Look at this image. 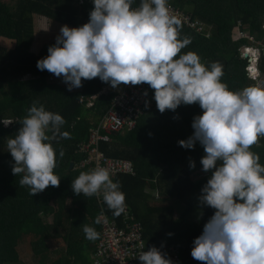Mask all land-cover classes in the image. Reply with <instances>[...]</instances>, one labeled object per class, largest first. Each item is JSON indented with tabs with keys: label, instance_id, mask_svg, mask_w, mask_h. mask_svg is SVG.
<instances>
[{
	"label": "trees",
	"instance_id": "trees-1",
	"mask_svg": "<svg viewBox=\"0 0 264 264\" xmlns=\"http://www.w3.org/2000/svg\"><path fill=\"white\" fill-rule=\"evenodd\" d=\"M139 4L140 0H133L132 6ZM170 5L204 25L198 31L182 22L180 39L187 36L191 43L180 54L195 52L205 65L219 62L224 71L222 82L231 90L256 83L250 78V60L242 51L253 42L236 40L234 30L247 29L264 44V0H248L245 6L240 0H168ZM93 8V0H0V37L16 41L14 49L0 53V143L15 136L21 127L17 122L34 103L60 114L66 121L61 131L71 137L51 141L56 151L54 174L60 178L59 187L49 186L34 196L27 186L20 185L23 173L13 175L10 152L0 149V264H25L23 260L30 252L35 264H94L91 257L102 232L96 220L102 208L122 225L124 213L115 217L106 204L101 207L95 196L76 195L71 187L81 172L90 171L78 168L84 159L78 147L89 141L91 128L108 113L118 87L97 77L83 80L77 91H68L62 77L37 68V61L48 55V48L56 41L47 43L38 53L34 50L37 16L80 27L89 22ZM262 50L259 79L264 80ZM89 100L94 106H88ZM198 107V103L182 104L175 111L160 113L150 88V103L138 127L111 135V141L101 146L108 157L134 162L135 175L111 177L119 181L125 193L126 208H131L143 223L148 250L156 246L170 258V248L176 246L180 250L176 264H196L191 256L193 242L215 212L199 202L201 189L212 175L202 170L203 146L198 141L194 149L178 144L193 134ZM3 121L12 123L5 126ZM250 150L259 154L264 165V137ZM190 160L195 161L194 169ZM198 173L204 174L195 178ZM84 225L95 228L99 238L86 239Z\"/></svg>",
	"mask_w": 264,
	"mask_h": 264
},
{
	"label": "clouds",
	"instance_id": "clouds-1",
	"mask_svg": "<svg viewBox=\"0 0 264 264\" xmlns=\"http://www.w3.org/2000/svg\"><path fill=\"white\" fill-rule=\"evenodd\" d=\"M93 3L89 22L62 26L37 68L62 77L68 91L97 77L113 88L147 84L154 90L160 113L198 103L203 114L194 117L193 134L178 144L194 149L198 141L203 146L202 170L212 175L201 189L199 202L215 212L194 240L191 256L203 264H264V165L259 154L250 150L264 137V80L259 79V71L250 70L256 83L231 90L222 82L219 62L205 65L195 52L180 54L191 40L180 39L182 21L170 13L168 0H140L135 8L133 0ZM247 47L255 46L243 47L246 58L251 57ZM17 123L21 127L7 139L13 175L23 173L20 185L27 186L32 196L49 186L59 187L51 141L71 138L61 131L65 119L34 103ZM195 166L190 160V167ZM71 187L76 195L102 194L115 217L125 212V193L105 167L81 172ZM83 232L88 240L99 238L91 226L84 225ZM138 259L142 264H173L156 246L141 252Z\"/></svg>",
	"mask_w": 264,
	"mask_h": 264
},
{
	"label": "built area",
	"instance_id": "built-area-1",
	"mask_svg": "<svg viewBox=\"0 0 264 264\" xmlns=\"http://www.w3.org/2000/svg\"><path fill=\"white\" fill-rule=\"evenodd\" d=\"M83 3V0H81ZM170 13L178 16L183 23L196 28L198 31L204 29V25L200 20H194L193 16L186 13L181 8L169 6ZM241 37L249 39L253 43H259L254 35L247 31L241 32ZM249 55L259 65V60L262 51L256 47L246 48ZM244 57L246 55L243 53ZM250 70L259 71V66L251 62ZM147 92V95H145ZM97 97H93L96 99ZM86 100V99H85ZM84 101V97L82 98ZM150 103V88L147 84L141 85H123L118 91V94L113 100L111 108L105 114L100 122L91 128V136L88 142H82L78 151L84 156L79 163L80 169H94L97 166L109 169L111 176L119 175H135L136 168L132 160L116 159L108 157L101 149L103 143L111 141V135L115 133H122L135 130L139 121L147 111ZM89 107L94 106V102L89 100ZM9 122V121H7ZM10 125V124H9ZM8 125V126H9ZM152 193L160 196L159 192L152 191ZM96 197V196H95ZM101 207L105 206L102 198L96 197ZM102 232L101 238L96 243V251L93 256L94 264H142L138 259L141 252L147 251V242L144 234V225L137 218L136 214L131 208H126L122 225L118 221L110 218L105 207L102 208L98 217ZM179 248L172 246L170 248V259L173 264L180 261ZM195 260V259H193ZM196 264H203V262L195 260Z\"/></svg>",
	"mask_w": 264,
	"mask_h": 264
},
{
	"label": "rangeland",
	"instance_id": "rangeland-1",
	"mask_svg": "<svg viewBox=\"0 0 264 264\" xmlns=\"http://www.w3.org/2000/svg\"><path fill=\"white\" fill-rule=\"evenodd\" d=\"M36 20H37V25H36L37 37H36V43L34 46V50L36 53H38L47 43L56 41V37L59 35L60 29L62 26L54 22H49L50 20H47L46 18L43 19L38 16L36 17ZM253 45L256 48L263 49L262 45H260L259 43H253ZM15 46H16L15 40H10L4 37H0V53H4L5 50L14 49ZM79 89L80 88H76V89H73L72 91H77ZM202 114L203 113H200L199 115H202ZM0 149L8 150L7 140L0 143ZM77 166L79 168V165ZM202 174L204 173H198L194 175V177L196 178ZM33 261L34 259H33L31 252L27 253L25 260H23L25 264H35Z\"/></svg>",
	"mask_w": 264,
	"mask_h": 264
},
{
	"label": "crops",
	"instance_id": "crops-1",
	"mask_svg": "<svg viewBox=\"0 0 264 264\" xmlns=\"http://www.w3.org/2000/svg\"><path fill=\"white\" fill-rule=\"evenodd\" d=\"M247 2H248V0H240V3H241V6H245L246 4H247ZM48 20V19H47ZM49 22H52V21H49ZM54 23H56V22H54ZM58 25H61V24H59V23H57ZM36 25H37V20H36ZM61 26H64V25H61ZM70 28H73V27H71V26H69ZM247 31V32H249L247 29H242V28H240V27H237V28H235V30H234V38L236 39V40H241L242 39V37H241V32H243V31ZM250 33V32H249ZM260 44L262 45V46H264V44L263 43H261L260 42ZM121 88V85L117 88V89H120ZM200 113H203V110L200 108V106L198 107V109H197V113H196V116L197 115H199ZM194 130V129H193ZM69 205H71L72 203L69 201V203H68ZM91 258H93V253H92V257Z\"/></svg>",
	"mask_w": 264,
	"mask_h": 264
},
{
	"label": "water",
	"instance_id": "water-1",
	"mask_svg": "<svg viewBox=\"0 0 264 264\" xmlns=\"http://www.w3.org/2000/svg\"><path fill=\"white\" fill-rule=\"evenodd\" d=\"M245 51V50H244ZM247 58H249L250 61H254L252 57H249L248 54H247ZM254 63L258 66V63L256 61H254ZM75 164L73 163L72 164V167H74Z\"/></svg>",
	"mask_w": 264,
	"mask_h": 264
}]
</instances>
